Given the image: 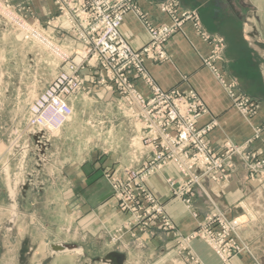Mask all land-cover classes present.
Here are the masks:
<instances>
[{
  "label": "rangeland",
  "instance_id": "374dc122",
  "mask_svg": "<svg viewBox=\"0 0 264 264\" xmlns=\"http://www.w3.org/2000/svg\"><path fill=\"white\" fill-rule=\"evenodd\" d=\"M221 1L226 6L221 14L227 21L238 22L241 39L260 40L264 43V1ZM136 4L139 9L138 2ZM0 5V264H59L64 256L65 264H105L101 260L114 253L124 257L123 264H204L192 248L195 241L202 242L218 264H235L244 258L250 259L252 264H264V169L252 177L249 162H246L243 152L233 155L227 161L230 166L226 181H230L234 162L238 161L246 178L243 186L245 191L242 193L244 199L249 198V202L245 201L244 204L240 201L232 208L233 211L238 210L235 217L209 212L190 233L184 236L179 234L166 206L148 185L151 178L167 169L173 170L175 175L167 178H171L174 183L178 180L177 172L169 166L162 172L150 174L147 180L130 182L128 171L133 168V153L143 147L140 141L142 126L121 105L118 94L100 86L98 77L93 76L91 71L88 74L81 73L79 80H85V84L82 82L80 90L66 98L71 103L72 115L64 125L59 128L46 124L33 125L31 107L36 105L57 76L69 69L59 56H55L49 48L36 40L34 32L50 38L57 48L63 50L67 43L77 41L65 39L69 30L61 19L62 14L59 13L55 0H0ZM169 6L173 7L177 16L182 13L190 14L189 21L182 22L176 16L171 17L162 11ZM158 8L168 18V24L154 26L149 17L140 11L149 24H144L145 29L170 27L175 25L176 20L180 27L164 43V61L147 62H165V45L181 32L185 23H190L211 48L203 58V66L214 76L211 67L216 70L215 78L230 98L233 108L243 118L255 116L260 108L259 102L239 92L236 84L227 80V74L218 67L225 50L223 38L218 35L207 36L201 28L197 12L182 8L179 0H165L158 4ZM130 14L134 15H128ZM243 32L250 35L245 37ZM148 78L154 84L149 75ZM131 79L134 84L138 80L149 88L139 76H131ZM228 87L232 88L233 96L229 94ZM106 95H110L108 99ZM241 99L248 101L247 109L255 108L251 115L244 113L246 108L239 102ZM263 128L264 124L255 128L254 141L259 139ZM226 143L241 150L243 147L249 148L250 155L260 153L264 157V150L252 147L253 140L242 144L225 141L217 147L209 144L216 152H220ZM96 161H99V168L103 171L100 179L111 193L109 208L114 209L121 220L114 228L104 230L97 239L90 235L76 236L74 240L77 243L63 244L69 240V230L64 228L67 225L66 218L72 213L70 210L79 211L76 209L78 204H71L75 192L70 187L75 185L79 191L81 166H94ZM115 163L120 165L116 166ZM117 182L121 187L116 190ZM224 182L205 181L195 192L193 188L190 189V194L184 191L179 200L173 193L183 190L179 188L180 183L173 188L169 184L165 187L170 198L180 202L184 210L193 219H197V213L193 210L194 199L204 193L205 184L217 185ZM149 195L160 204L158 207L164 212L162 219L148 220L144 217L145 210L151 207L147 201ZM187 195L191 199L189 205L186 203ZM56 197L58 200L63 198L59 200L61 205L48 204L49 201L54 202ZM134 200L136 204L132 206ZM131 209L140 215V219L133 217V213L129 211ZM79 213L78 219L81 215L80 211ZM221 218L226 219L228 225L236 221L238 228L228 236H223ZM209 230L213 232L210 238L204 236V232ZM151 231L169 236L171 246L168 254L174 252L176 258L171 255L161 262V253L155 249L154 253L150 252L151 258L147 259L150 253L146 252L148 247L144 237ZM49 245L51 247L47 248ZM57 246H71L72 249L56 251L54 247ZM24 249L26 252L23 253ZM140 249L142 252L139 254L137 251ZM71 251H76L77 254L68 257V252ZM128 251L135 253L128 254ZM143 253L146 255L143 256Z\"/></svg>",
  "mask_w": 264,
  "mask_h": 264
},
{
  "label": "built area",
  "instance_id": "2783aa9c",
  "mask_svg": "<svg viewBox=\"0 0 264 264\" xmlns=\"http://www.w3.org/2000/svg\"><path fill=\"white\" fill-rule=\"evenodd\" d=\"M136 3L137 0H55L58 11L62 14L61 19L69 30L65 39L70 42L76 40L77 43H67L63 50L57 48L50 38L34 32L36 40L49 48L55 56H59L69 69L60 73L40 96L36 105L31 107L33 125L46 124L55 128L64 125L72 115L71 103L66 98L80 90L83 82L79 80L81 73L91 71L93 76L98 77L100 86L118 94L121 105L142 126L140 141L143 147L133 153V168L128 171L131 183L147 180L150 174L162 172L172 166L178 174V180L173 183L171 178H167L166 184L173 188L182 179L179 188L183 190L179 193L171 191L179 200L184 191L190 194V189L193 188L195 192L205 181H226L230 166L227 161L241 151L246 162H249V173L252 177L256 176L264 169V157L260 153L250 155L249 148L243 147L241 150L227 143L220 152L210 146L208 135L216 127V123L213 121L198 126L205 109L194 92L183 94L177 89L164 91L148 78L145 62L164 61L166 39L180 27L176 21H189L190 14L182 13L177 16L172 6L162 9L170 16L177 17L175 25L148 29L146 27L149 39L146 44L136 49L122 33L124 18L129 13H134L143 25H149ZM211 69L217 77L216 70L213 67ZM131 76H139L143 80L149 87V96L145 97L137 90ZM228 92L233 96L231 87H228ZM239 102L246 108L244 113L251 115L255 108L247 109L248 101L245 99ZM118 187L121 186L117 182L116 190ZM187 196L186 203L189 205L191 199L190 195ZM147 201L151 207L145 210L144 217L148 220L162 219L164 212L158 207L160 204L150 195ZM135 204L136 200L131 203L132 206ZM129 211L134 218L140 219L134 209ZM220 220L223 224V236H228L232 230L238 228L236 221L228 225L226 219ZM211 233V230L205 231L204 236L209 237Z\"/></svg>",
  "mask_w": 264,
  "mask_h": 264
},
{
  "label": "crops",
  "instance_id": "0c3cea01",
  "mask_svg": "<svg viewBox=\"0 0 264 264\" xmlns=\"http://www.w3.org/2000/svg\"><path fill=\"white\" fill-rule=\"evenodd\" d=\"M164 1L137 0L139 10L149 17L154 26L169 22L168 18L158 8V4ZM256 1L262 2L264 0ZM179 2L182 8L197 12L201 28L207 36L218 35L223 38L225 50L223 60L218 67L227 74V80L236 84L239 92L256 99L260 108L255 116L247 119L243 118L233 108L230 98L219 85L215 76L203 66V58L209 54L211 48L190 23H185L181 32L165 45L167 55L165 62L160 64L146 62L145 67L148 75L161 90L192 91L197 95L205 107V114L198 121V126H204L211 121L217 123V127L208 136L209 143L213 147H217L225 141L242 144L247 140H253V148L264 150V128L259 139L254 141L255 128L264 124L263 41L241 39L238 22L227 21V18L221 14L224 10L223 7L226 9L221 0H179ZM229 22L231 24H227ZM122 33L130 45L136 49L142 47L148 40L144 25L133 14L124 19ZM243 34L245 37L250 35L248 32H243ZM135 86L144 96L149 95V90L142 82L136 80ZM108 96L110 95H106V99ZM234 163L230 181L217 185L207 183L204 187V193H200L194 199L193 210L197 213V219H193L184 210L180 202L170 198L169 191L165 187V179L175 175L172 169H167L164 173L158 174L148 181L149 188L154 191V195L166 206V211L173 218L179 234L184 236L190 233L209 212H220L229 218L235 217L238 210L233 211L232 208L240 201H243L244 204L245 201L246 203L249 202V198L244 199L242 193L245 191L243 186L246 184L245 171L238 161L235 160ZM98 164L99 161H96L94 166H81V177L84 176V179L80 177L79 191L75 185L70 187L75 192L71 204L79 205L76 209H79L81 215L78 219L79 211L70 210L72 213L66 218L67 225L64 227L69 230L67 231L69 240L63 244L77 243L74 240L76 236L89 237L90 235L97 239L104 230L114 228L121 220L117 212L109 208V204L112 202L111 193L104 181L100 179L103 171ZM59 200H63V198H59ZM59 200L56 197L54 202L49 201L48 204L61 205ZM73 226L74 229L72 230ZM169 241L168 235L151 231L144 237V242L148 247L146 252L154 253V250L157 249L159 254L161 253V262L171 255L175 256L174 252L168 254L171 246ZM50 247L51 245L47 248ZM192 248L204 264H218L202 242L195 241ZM131 252L135 253V251H128V254ZM137 252L140 254L142 251L140 249ZM76 254V251H71L68 252L67 256ZM144 254L146 255V253L142 255L144 256ZM150 258L151 253L147 255V259ZM240 262L252 264L251 260L247 258L238 260L235 264H240ZM58 263L65 264V256Z\"/></svg>",
  "mask_w": 264,
  "mask_h": 264
},
{
  "label": "water",
  "instance_id": "95a60500",
  "mask_svg": "<svg viewBox=\"0 0 264 264\" xmlns=\"http://www.w3.org/2000/svg\"><path fill=\"white\" fill-rule=\"evenodd\" d=\"M71 249H72L71 246L54 247V250H56V251H64V250H71ZM24 252H26L25 249L23 250V253ZM101 262L105 263V264H123L124 257L114 253V254H110V255L106 256V258L102 259Z\"/></svg>",
  "mask_w": 264,
  "mask_h": 264
},
{
  "label": "bare ground",
  "instance_id": "6f19581e",
  "mask_svg": "<svg viewBox=\"0 0 264 264\" xmlns=\"http://www.w3.org/2000/svg\"><path fill=\"white\" fill-rule=\"evenodd\" d=\"M1 6V5H0ZM17 35V34H16ZM17 42V41H16ZM41 145V144H40Z\"/></svg>",
  "mask_w": 264,
  "mask_h": 264
}]
</instances>
